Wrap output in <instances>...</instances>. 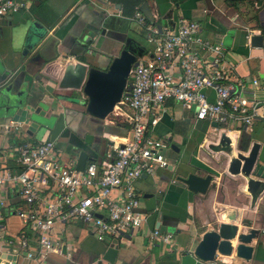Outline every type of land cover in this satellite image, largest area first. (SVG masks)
I'll return each instance as SVG.
<instances>
[{"label":"crops","instance_id":"0c3cea01","mask_svg":"<svg viewBox=\"0 0 264 264\" xmlns=\"http://www.w3.org/2000/svg\"><path fill=\"white\" fill-rule=\"evenodd\" d=\"M11 1L23 3L12 16L15 23L33 26L35 42L25 50L22 37L13 40L4 27L0 36V91H23L35 103L49 106L45 110L41 108L46 125L31 133L26 125L0 118V167L20 171L16 162L17 146L45 140L55 143L57 158L64 162L76 159L81 150L99 165L109 160L113 142H121L128 135L126 115L130 110L118 113L113 109L104 119L94 118L83 112L82 107L66 101H61L63 105L54 110L49 94L68 92L57 90L51 79L59 75L62 58L87 60L92 66L105 69L120 50L122 33L146 45L147 52L141 58L150 56L146 30L133 19L134 13L124 15L123 6L117 0ZM136 10L147 23L162 26L173 27L179 15L198 21L204 36L221 46L222 60L232 70L230 75L249 85L257 80L256 93L264 98V44L253 47L247 40L248 34L264 31V0H144ZM105 28L110 30L106 38L91 36ZM206 94L213 99L211 90ZM4 106L0 100V108ZM160 116L149 133L168 143L164 154L171 167L156 168L154 175H142L134 181L141 194L139 212L145 215V222L138 232L118 241L113 264H170L178 251L194 247L205 231L215 229L220 222H233L228 219L231 213L249 221V227H242V231L255 229L260 237L250 243L254 251L249 262L233 255L230 258L236 263L222 259L220 262L264 264V192L252 202L251 196L239 189V179L228 174L229 161L224 153L210 148L220 133L225 132L234 152L240 149L247 154L252 144L258 143L257 165L264 166V124L257 122L247 129L235 123L196 120L194 107L186 108L172 100L160 107ZM178 172H194L200 176L211 173L213 178L205 193H195L176 180ZM5 194L6 206L1 211L4 219L0 224L3 237L25 233L35 248V231L15 214L17 209L24 208L18 187H9ZM58 227L54 242L60 252L49 253L48 264H110L104 256L113 239H96L79 220ZM154 228L172 232L174 240L165 246L151 242L147 234ZM1 249L4 264H31L26 252L14 254L6 247ZM9 254L15 255L16 260H8Z\"/></svg>","mask_w":264,"mask_h":264},{"label":"built area","instance_id":"2783aa9c","mask_svg":"<svg viewBox=\"0 0 264 264\" xmlns=\"http://www.w3.org/2000/svg\"><path fill=\"white\" fill-rule=\"evenodd\" d=\"M22 6L11 0L0 1V19ZM133 19L146 30L151 51L150 56L137 58L132 65L114 107L118 113L130 110L126 115L128 135L121 142H113L109 160L100 165L90 160L81 171L76 169L75 158L66 162L57 158L52 140L17 146L16 162L21 170L0 167V224L5 193L17 186L24 208L15 214L35 231L37 246L30 244L25 233L4 238L0 225V264H4L1 247L14 254L26 252L31 264H48L49 253L60 252L54 242L55 229L73 221H82L101 241H119L138 232L146 217L139 212L141 194L134 181L170 165L164 154L168 143L149 133L161 119L160 107L166 101L194 107L196 120L235 123L247 129L257 122L264 124V98L256 93L259 82L252 80L249 85L233 78L231 68L222 60L221 46L204 36L198 21L179 15L173 27L162 26L147 23L138 10ZM207 90L212 91V100ZM147 237L165 246L175 235L154 228Z\"/></svg>","mask_w":264,"mask_h":264},{"label":"water","instance_id":"95a60500","mask_svg":"<svg viewBox=\"0 0 264 264\" xmlns=\"http://www.w3.org/2000/svg\"><path fill=\"white\" fill-rule=\"evenodd\" d=\"M13 14L15 13L0 19V36L7 28L13 40L22 37L24 49L28 50V46L35 42L32 38L33 26L25 27L24 24L21 25L22 23H15ZM109 31L105 28L97 33H92L91 36L97 35L98 38L104 39ZM121 37L120 50L112 56L105 69L92 66L87 60L67 61V58H62L60 73L57 78L51 79V81L57 90L68 93L65 95L49 94L50 104L54 107L52 109L55 110L58 106L63 105L61 101H66L82 107L83 112L98 119H104L113 112L122 96L132 65L138 57L147 52L146 45L136 37L127 33H122ZM247 38L250 46L262 47L264 31L248 34ZM63 60L65 61L63 62ZM0 100L5 103V106L0 108L1 119L26 125L27 131L30 133L32 130L46 125V117L41 108L45 110L49 104L35 103L26 92L8 89L0 91ZM210 148L216 152L224 153L225 159L229 161L226 168L228 174L239 179V189L248 193L252 202L257 200L264 192V166L257 165L259 144H252L247 154H244L245 151L240 149L234 152L230 138L225 132H221L218 141L211 144ZM88 161L90 158L86 151L77 152L76 169L83 170ZM212 178L213 174L211 173L203 176L194 172L188 174L178 172L176 174V180L195 193H205ZM228 219L233 222H220L215 229L205 231L194 247L178 251L170 264H225L220 262L222 260L236 263L230 258L232 255L243 262H249L254 251V247L250 243L254 238L258 240L260 233L255 229L242 231V227H249V221L240 219L234 213L228 214ZM118 244V241L114 240L107 247L104 259L110 264H113ZM6 258L12 261L16 260L15 255L9 254Z\"/></svg>","mask_w":264,"mask_h":264},{"label":"trees","instance_id":"16d2710c","mask_svg":"<svg viewBox=\"0 0 264 264\" xmlns=\"http://www.w3.org/2000/svg\"><path fill=\"white\" fill-rule=\"evenodd\" d=\"M144 0H117L123 6V13L126 16H131L136 7L141 4Z\"/></svg>","mask_w":264,"mask_h":264},{"label":"rangeland","instance_id":"374dc122","mask_svg":"<svg viewBox=\"0 0 264 264\" xmlns=\"http://www.w3.org/2000/svg\"><path fill=\"white\" fill-rule=\"evenodd\" d=\"M142 42V41H141Z\"/></svg>","mask_w":264,"mask_h":264}]
</instances>
